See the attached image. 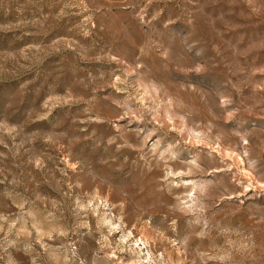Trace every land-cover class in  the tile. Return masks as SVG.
Wrapping results in <instances>:
<instances>
[{
    "label": "rangeland",
    "instance_id": "rangeland-1",
    "mask_svg": "<svg viewBox=\"0 0 264 264\" xmlns=\"http://www.w3.org/2000/svg\"><path fill=\"white\" fill-rule=\"evenodd\" d=\"M0 264H264V0H0Z\"/></svg>",
    "mask_w": 264,
    "mask_h": 264
}]
</instances>
